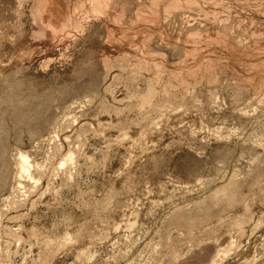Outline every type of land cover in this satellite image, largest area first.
Returning <instances> with one entry per match:
<instances>
[{
	"label": "rangeland",
	"instance_id": "374dc122",
	"mask_svg": "<svg viewBox=\"0 0 264 264\" xmlns=\"http://www.w3.org/2000/svg\"><path fill=\"white\" fill-rule=\"evenodd\" d=\"M0 264H264V0H0Z\"/></svg>",
	"mask_w": 264,
	"mask_h": 264
},
{
	"label": "bare ground",
	"instance_id": "6f19581e",
	"mask_svg": "<svg viewBox=\"0 0 264 264\" xmlns=\"http://www.w3.org/2000/svg\"><path fill=\"white\" fill-rule=\"evenodd\" d=\"M27 159V158H26ZM24 163H25V161L24 162H22V164L24 165Z\"/></svg>",
	"mask_w": 264,
	"mask_h": 264
}]
</instances>
